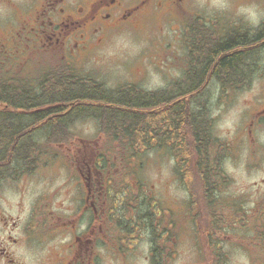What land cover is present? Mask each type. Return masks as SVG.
I'll return each instance as SVG.
<instances>
[{
  "label": "flooded vegetation",
  "instance_id": "1",
  "mask_svg": "<svg viewBox=\"0 0 264 264\" xmlns=\"http://www.w3.org/2000/svg\"><path fill=\"white\" fill-rule=\"evenodd\" d=\"M187 1L190 0H0V10L9 12L5 20L8 23L2 24L9 30L0 34V96L6 95L4 92L18 94L33 99L35 109H44V116L34 119L24 137L37 146L57 148L36 150L21 160L23 163L0 166V191L8 189L19 197L30 191L33 197L27 209L20 199L13 213L1 209L0 204V264H21L15 256L33 249L42 252L35 264H59L62 259V264H264V193L257 201L259 205L250 211L241 203L236 207L239 197L230 202L231 209L223 211L222 185L216 183V212L192 213L188 210L187 180H178L188 198L181 203L182 211L176 218L170 209L160 210L159 200L163 197L170 200L173 208L180 207L166 194L169 186L141 180L142 163L137 152L142 147H127L130 154L126 155L120 143H110L111 139H128L130 132L103 131L100 117L86 110L76 112L78 116L68 115L65 129L57 119L63 114L59 111L62 107L82 105L116 111L123 107L120 97L140 94L143 89L139 83L127 82L97 86L104 100L97 96L64 101L61 96L51 95L69 86L77 88L79 76L95 80L77 63L82 65L91 51L117 33L140 32L143 20L154 14L172 20L181 18L188 35L196 33L193 27L198 25L196 59L203 73L200 90L204 98L210 88L222 87L214 73L222 54L246 53L244 70L251 73L255 51L264 52V16L257 25L245 22L243 16L235 19V6L219 18L195 15L181 8ZM211 20L222 22L220 34L216 33V24L211 26ZM190 36L183 44L186 62L179 66L181 76L190 73L189 60L196 54ZM226 41L241 43L207 61L208 48ZM62 81L70 85L60 84ZM171 105L172 100L162 103ZM13 107L16 106L0 97L1 109ZM84 119L96 126L94 139L103 136L105 142H84L79 138L80 146L73 143L77 140L73 125ZM63 135L72 142H46L62 139ZM219 143L217 140L211 147L215 155L221 152ZM70 145L74 146L72 152ZM156 146L160 158L173 160L168 149L158 142ZM56 152L64 153L70 167H37ZM126 158H132L134 163L127 164ZM211 166H219L217 159ZM32 185L37 189L31 191ZM159 188L162 189L157 192ZM198 217L202 220H196Z\"/></svg>",
  "mask_w": 264,
  "mask_h": 264
},
{
  "label": "rangeland",
  "instance_id": "2",
  "mask_svg": "<svg viewBox=\"0 0 264 264\" xmlns=\"http://www.w3.org/2000/svg\"><path fill=\"white\" fill-rule=\"evenodd\" d=\"M184 3L181 8L187 13L195 15L199 13L211 18H219L222 13L227 15L230 8L235 6L233 8L236 10L234 11L235 19L243 16L245 22L253 25L259 24L264 16V0H190ZM8 15L9 12L6 9L0 10V34L9 30V27L2 26L3 23H8L5 22ZM180 19L177 17L172 20L167 16L160 18L154 14L143 20L140 32H121L113 35L101 47L91 51L83 60L82 65L78 62L77 66L108 85L129 82L139 83L144 90L153 91L164 88L181 77L179 66L184 57L185 38L184 25ZM214 24H216V33L220 34L223 30L222 22H213L211 26ZM253 58V71L241 89L219 90L214 87L207 91L208 113L214 120L213 133L230 148L227 155H223V160L218 161L219 169L223 173L222 198L227 202H234L239 197L241 202L237 201L236 207L241 203L248 211L259 205L257 201L264 193V117L261 120L262 123L252 124L251 136L248 134L251 117L264 109V52ZM95 128L96 126L86 119L76 122L73 125V132L76 134L77 145H81L79 143L81 139L84 142L94 140L98 144L105 142L102 140L103 136L94 139L96 137ZM118 140L122 146L120 148L125 150L124 139ZM71 147L74 146H69L70 152H72ZM110 147L114 148V145ZM125 152L126 155L129 154L127 150ZM210 152L214 155V148ZM62 154L64 155L63 152L61 154L56 152L52 156H46V163L42 165L39 162L37 167H59L60 165L70 167L66 157ZM71 154L67 155L71 156ZM159 158L156 156V151H145L144 156L139 158L142 163L141 180H148L150 183H156L157 186H169L165 189L166 194H170V197L176 201V207L178 205L180 207L173 208L170 200L163 197L159 200L160 210L168 208L178 218L182 211L181 203L186 201L188 196L178 182L173 160L169 161L165 158L159 160ZM125 162L130 165L134 163V160L126 158ZM46 174L48 175L49 172ZM162 188L156 189L157 192ZM34 189H37V186L32 185L30 190ZM9 191L8 189L0 191L4 192L0 198L1 209L13 213L20 199L26 209L29 207L33 198L30 191L23 197ZM227 206L223 203V208ZM229 207L231 209V205ZM223 211H228V209H223ZM40 254L42 252L33 249L18 254L15 259L21 264H35ZM49 254L47 252V257H50ZM182 258L181 256L180 260ZM63 260L59 261V264H62Z\"/></svg>",
  "mask_w": 264,
  "mask_h": 264
},
{
  "label": "trees",
  "instance_id": "3",
  "mask_svg": "<svg viewBox=\"0 0 264 264\" xmlns=\"http://www.w3.org/2000/svg\"><path fill=\"white\" fill-rule=\"evenodd\" d=\"M193 24V21H190ZM193 27L194 32L191 36L187 32L184 38L195 44L194 51L189 63L191 65L190 73L183 74L175 82L169 84V87L155 91L142 90L135 97L122 96L120 104L123 107L116 111H111L101 107H89L76 105L68 108L59 109L63 114L57 119L62 121V127L67 125L68 115L80 113V111H90L100 117V127L103 131L130 132L132 136L125 139L128 147H142V152L137 155H143L149 151L158 142L159 145L168 149L175 160V172L180 179L187 180L186 191L190 194L189 212H216L210 206L214 201V186L216 181L223 182V173L219 166L214 169L211 166L210 149L215 147L216 140L212 137V119L209 118L205 110L207 108V98L201 95L200 84L203 73L199 68L198 56V25ZM244 35L247 31L244 30ZM240 40V39H239ZM237 41H226L215 47L208 48L207 61L214 55L225 52L233 48ZM234 52L230 55L222 54L214 68L217 78L222 83V89L232 88L240 89L249 79L244 68L247 65V54ZM258 50L255 51L254 57H257ZM196 59V60H195ZM184 61V59H183ZM182 61V62H183ZM186 62V60L184 61ZM256 65V63H255ZM209 78V77H208ZM76 84L79 88L71 86L63 88L59 93H52V97L61 96L64 101L74 100L76 98L89 99L100 98L104 100V93L97 88L101 82L87 77L79 76ZM66 81L60 82L66 85ZM85 84V85H84ZM70 85V84H67ZM96 85L95 88H90ZM0 96L7 102L15 105L13 108H0V166L11 163L19 164L29 154L36 150L41 152L44 147L36 145V142L25 138L24 134L32 126L34 119L42 118L46 111L44 109H35L33 99L19 96L18 94H9ZM173 101L171 106H162V103ZM89 113V114H91ZM76 116H78L76 114ZM64 120V121H63ZM70 141L66 135L62 139H47V143H67ZM112 142H119L118 139H111ZM37 148V149H36ZM39 148V149H38ZM145 149V150H144ZM23 163V162H21ZM213 163L216 164L215 159ZM225 183V182H224ZM200 221L202 218L198 217ZM216 220V217H213Z\"/></svg>",
  "mask_w": 264,
  "mask_h": 264
}]
</instances>
